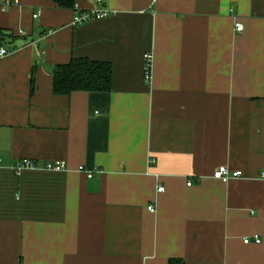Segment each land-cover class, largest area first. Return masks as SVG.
<instances>
[{"label": "crops", "instance_id": "crops-1", "mask_svg": "<svg viewBox=\"0 0 264 264\" xmlns=\"http://www.w3.org/2000/svg\"><path fill=\"white\" fill-rule=\"evenodd\" d=\"M101 6L76 26L97 0L0 8V264H264V0ZM74 58L111 89L53 94Z\"/></svg>", "mask_w": 264, "mask_h": 264}, {"label": "trees", "instance_id": "trees-1", "mask_svg": "<svg viewBox=\"0 0 264 264\" xmlns=\"http://www.w3.org/2000/svg\"><path fill=\"white\" fill-rule=\"evenodd\" d=\"M61 8H72L75 0H52ZM2 31L0 34L2 35ZM4 35V34H3ZM52 71V91L55 95H69L75 91L104 92L111 89L112 66L107 61L90 58H74L67 63L54 67ZM35 69L31 67L30 90L33 91ZM180 260L171 259L169 264H179Z\"/></svg>", "mask_w": 264, "mask_h": 264}, {"label": "built area", "instance_id": "built-area-1", "mask_svg": "<svg viewBox=\"0 0 264 264\" xmlns=\"http://www.w3.org/2000/svg\"><path fill=\"white\" fill-rule=\"evenodd\" d=\"M103 0H97V3L100 5V7L97 8H91V9H87V10H79L76 9L73 18H72V26H76V25H81V24H85L88 21H92V20H100L102 18L107 17L110 14V10L107 9L106 7L101 6ZM13 5H19V0H0V8L2 10H6L9 7L13 6ZM75 6V5H74ZM36 17V15H35ZM243 26L242 23L240 21H236L235 22V31H242ZM20 34H25V32L23 30L19 31ZM8 51L4 48V47H0V55L6 54ZM151 59H152V54L151 53H147L146 56V61H145V67H144V80L145 82L148 84L150 82V75H151ZM151 162H154V160H151ZM64 166V162H48L44 168L47 170H54V171H60L62 170ZM13 170L15 171V173H18L19 171L23 170V169H33V168H37V164L34 161H29V160H23V161H18L17 163H15L13 165ZM79 170H83V167L80 166ZM241 175V170L240 171H230L228 169L227 166H219L214 172H213V177L215 179H218L220 181H227L229 178H237L240 177ZM88 178L92 177V173H88L87 174ZM261 177L264 178V173L261 174ZM187 185H191L192 182L187 181ZM157 191L161 192L163 191V187L162 186H158L157 187ZM149 212H153L155 210L153 205H150L147 207ZM244 242H250L251 240H249V238H244L243 239ZM252 241H254L255 243L260 242L261 239H259L258 236H254L252 238Z\"/></svg>", "mask_w": 264, "mask_h": 264}, {"label": "water", "instance_id": "water-1", "mask_svg": "<svg viewBox=\"0 0 264 264\" xmlns=\"http://www.w3.org/2000/svg\"><path fill=\"white\" fill-rule=\"evenodd\" d=\"M55 69L53 68L52 71H54Z\"/></svg>", "mask_w": 264, "mask_h": 264}]
</instances>
